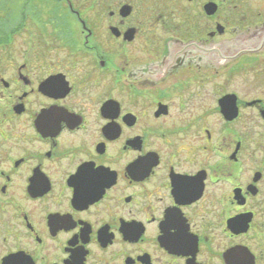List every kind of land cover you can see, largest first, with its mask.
Returning <instances> with one entry per match:
<instances>
[{"label":"flooded vegetation","instance_id":"af4514ba","mask_svg":"<svg viewBox=\"0 0 264 264\" xmlns=\"http://www.w3.org/2000/svg\"><path fill=\"white\" fill-rule=\"evenodd\" d=\"M17 6L0 264H264V0Z\"/></svg>","mask_w":264,"mask_h":264},{"label":"rangeland","instance_id":"374dc122","mask_svg":"<svg viewBox=\"0 0 264 264\" xmlns=\"http://www.w3.org/2000/svg\"><path fill=\"white\" fill-rule=\"evenodd\" d=\"M22 1H24V0H13V3L15 4V12H17L18 11V6H17V4L19 5V3L20 2H22ZM43 0H32L31 2L32 3H39V2H42ZM55 2V1H58V0H47V2ZM60 1V0H59ZM61 1H63V2H72V3H74V2H78V1H90V0H61ZM14 6V5H13ZM259 65V64H258ZM257 76H258V74H257ZM256 76V77H257ZM258 79L256 78V81H257ZM258 82V81H257ZM254 91H255V96L257 97L258 96V94H260L261 92H263V90H259V88H257L256 86L254 87V89H253ZM240 91H245V90H240ZM252 113L250 112L249 114H246L244 117H243V119H242V121L241 122H239V129H240V131L242 132L243 130H242V128H245L246 129V127H248V128H250V130H251V132L252 133H262V127H261V125H260V123L257 121V119L254 117V116H252L251 115ZM254 117V118H253Z\"/></svg>","mask_w":264,"mask_h":264},{"label":"water","instance_id":"95a60500","mask_svg":"<svg viewBox=\"0 0 264 264\" xmlns=\"http://www.w3.org/2000/svg\"><path fill=\"white\" fill-rule=\"evenodd\" d=\"M222 107V113L224 117L228 120L233 119L237 115L236 108L232 106V104L226 103H220ZM231 105V106H230Z\"/></svg>","mask_w":264,"mask_h":264},{"label":"trees","instance_id":"16d2710c","mask_svg":"<svg viewBox=\"0 0 264 264\" xmlns=\"http://www.w3.org/2000/svg\"><path fill=\"white\" fill-rule=\"evenodd\" d=\"M28 1H32V0H28Z\"/></svg>","mask_w":264,"mask_h":264}]
</instances>
